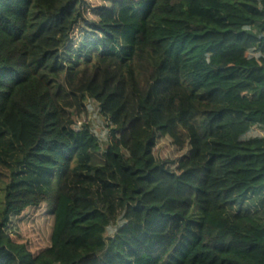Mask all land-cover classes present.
<instances>
[{"label":"trees","instance_id":"obj_1","mask_svg":"<svg viewBox=\"0 0 264 264\" xmlns=\"http://www.w3.org/2000/svg\"><path fill=\"white\" fill-rule=\"evenodd\" d=\"M254 129L264 0H0V264H264Z\"/></svg>","mask_w":264,"mask_h":264},{"label":"rangeland","instance_id":"obj_2","mask_svg":"<svg viewBox=\"0 0 264 264\" xmlns=\"http://www.w3.org/2000/svg\"><path fill=\"white\" fill-rule=\"evenodd\" d=\"M86 104L89 110V115H90L89 123L92 132L99 140L101 146L104 147L109 136L108 123L104 120V118L101 117L99 113V107L96 102L87 99ZM250 136L252 137L264 136V132L258 129H254L251 132ZM9 176H10L9 172L0 167V178L3 180V182H8ZM238 205L239 206L242 205L247 211L251 212L252 215H254L255 217L264 219V193L256 197H249L248 200H244L243 202L240 201ZM238 207L235 208L234 211H237ZM122 223H123L122 219L114 223L110 231L108 232L107 237H111L115 233V231H117L118 228L122 225Z\"/></svg>","mask_w":264,"mask_h":264}]
</instances>
